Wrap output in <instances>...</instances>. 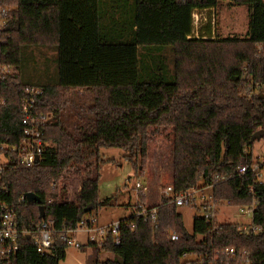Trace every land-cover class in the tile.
Instances as JSON below:
<instances>
[{"label": "trees", "instance_id": "1", "mask_svg": "<svg viewBox=\"0 0 264 264\" xmlns=\"http://www.w3.org/2000/svg\"><path fill=\"white\" fill-rule=\"evenodd\" d=\"M221 1L1 0L7 14L0 66L13 71L0 70V146L19 145L23 138L26 87L40 88L35 113L50 120L42 127L48 141L42 159L32 166L10 163L0 177V201L16 207L28 230L49 223L53 247L42 255L33 238L23 236L19 250L0 264H59L68 231L110 204L99 197L100 166L111 161L100 157V148H122L139 174L160 127L174 133L175 191L211 187L217 202L253 205V221L263 231H240L235 223L196 215L190 233L177 206L162 196L150 205L157 207L158 226L132 211L120 220L119 244L112 235L93 243L114 255L96 264H201L182 257H210L226 246L264 264V181L238 171L258 140L253 135L264 130V53L258 49L264 46V0H229L248 8L245 35L193 37V12ZM45 46L54 51V72L35 70L36 82L25 81V61ZM73 88L90 90L93 102L90 120L70 131L60 116ZM71 178L80 184L74 199ZM28 192L41 199L43 217L36 201L20 200ZM89 205L93 209L85 212Z\"/></svg>", "mask_w": 264, "mask_h": 264}, {"label": "rangeland", "instance_id": "2", "mask_svg": "<svg viewBox=\"0 0 264 264\" xmlns=\"http://www.w3.org/2000/svg\"><path fill=\"white\" fill-rule=\"evenodd\" d=\"M193 37H223L228 35H245L248 29L249 12L245 5H237L229 0H223L214 9H201L194 12ZM54 51L51 47H37L30 55L28 61L22 68L27 77L25 81L36 82L39 70L48 68L54 72ZM93 102V93L83 88H73L70 91V103L62 111L60 119L64 126L73 131L76 124L87 123L91 114L89 107ZM173 149L174 133L171 127H160L153 133L148 146L147 161L139 174L136 173L132 162L125 157L126 151L116 147L100 148V157L111 159L100 166L99 197L110 199V204L93 211L92 217L98 221L99 227L109 225L113 221L121 220L129 216L137 207L140 193L145 194L146 205H154L160 202L162 190L172 183L173 172ZM255 154L264 152V137L255 141L253 145ZM138 180L142 181L144 189L137 193L135 185ZM264 181V172L258 179ZM69 184L70 198H76L79 189V182L76 178L67 181ZM212 196V188L207 187L203 191L194 193L195 198L192 204L177 206L183 215V222L192 233L193 221L196 215H203L202 204L204 200L210 199L216 210V218L219 223H235L237 226L252 224V214H243L240 206H232L226 201L216 202ZM96 238H99L96 233ZM72 238L81 244L80 247L74 244L64 249L63 255H59V264H96L114 257L113 253L101 250L90 241L87 232L78 230ZM95 238V239H96ZM195 253H186L182 261L199 260Z\"/></svg>", "mask_w": 264, "mask_h": 264}, {"label": "built area", "instance_id": "3", "mask_svg": "<svg viewBox=\"0 0 264 264\" xmlns=\"http://www.w3.org/2000/svg\"><path fill=\"white\" fill-rule=\"evenodd\" d=\"M6 14L7 11L4 7H2L0 0V32L6 23ZM258 49L262 50L264 53L263 45H258ZM0 70L5 72L13 71L11 66L6 65H1ZM40 92L41 90L38 87H26V96L22 99L21 103L22 123L24 126L23 138L19 145L1 144L0 177L10 163L15 162L22 166H32L36 164L37 158L39 161L42 159L43 152L48 144V141H46L44 137L42 127L50 120V117L35 113L36 97ZM3 103L4 100H1L0 114ZM238 171L240 174L253 173L259 179L261 174L264 172V152L257 155L254 153L253 149L252 151L249 150L248 154L243 155L241 158ZM142 189H144L142 181L138 180L135 185V191L139 193ZM204 189V187L192 188L178 193L175 191V188L171 183L164 187L161 197L164 196L169 198L176 206H183L187 203L192 204L195 200V198H193L194 193L197 191H203ZM210 198H213V195ZM20 200H27V198L23 195ZM136 204L137 207L135 210L133 209V211L137 213V215L144 217L145 220L150 221L153 227H157V207L150 208V205L140 204L139 200H137ZM202 208L204 211L202 216H204L206 222H209L212 219L211 217H216V210L211 204L210 199L204 200ZM253 211V205L241 208V212L243 214H252V224L237 226L240 231L252 232L255 234L263 231V227L253 221ZM97 223V219L92 217L91 214L84 215L78 222L77 228L68 231V234L70 235V237L66 239L68 244H74L77 247L81 246L79 241L72 238L73 235L81 229L87 232L88 239L90 241L97 240V242H95L97 244L101 245L108 235H112L115 240V244H119L120 220L113 221L104 227H99ZM52 233L53 230L47 222H43L37 230H28L24 228L20 222V217L16 207L0 201V262L3 259H8L19 250L20 240L23 236L33 238V243L36 246L37 251L42 255L50 252L53 247ZM93 233H96L100 237L96 238ZM178 237L179 235L176 232L171 233L172 239H178ZM197 255L200 257L198 261H200L201 264H252L250 254L248 252L244 251L239 253L233 246H226L217 249L210 257H206L203 254Z\"/></svg>", "mask_w": 264, "mask_h": 264}, {"label": "water", "instance_id": "4", "mask_svg": "<svg viewBox=\"0 0 264 264\" xmlns=\"http://www.w3.org/2000/svg\"><path fill=\"white\" fill-rule=\"evenodd\" d=\"M262 137H264V130H259L253 135L254 140L261 139ZM38 162H39V159L37 158L36 163ZM25 196L28 202L36 201L39 204L40 214H41V217H43L44 206L42 205L41 199L39 198V196L33 192H28L25 194ZM92 209H93V205H89L88 207L85 208V212L91 211Z\"/></svg>", "mask_w": 264, "mask_h": 264}, {"label": "crops", "instance_id": "5", "mask_svg": "<svg viewBox=\"0 0 264 264\" xmlns=\"http://www.w3.org/2000/svg\"><path fill=\"white\" fill-rule=\"evenodd\" d=\"M216 7H212V8H207V9H210V10H214ZM193 36V35H192ZM191 37V36H190ZM158 204V203H157ZM156 205V204H154Z\"/></svg>", "mask_w": 264, "mask_h": 264}]
</instances>
